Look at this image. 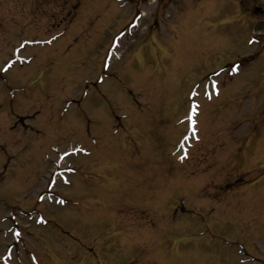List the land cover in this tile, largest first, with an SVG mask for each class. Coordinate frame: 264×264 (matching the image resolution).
I'll list each match as a JSON object with an SVG mask.
<instances>
[{
  "label": "rangeland",
  "instance_id": "rangeland-1",
  "mask_svg": "<svg viewBox=\"0 0 264 264\" xmlns=\"http://www.w3.org/2000/svg\"><path fill=\"white\" fill-rule=\"evenodd\" d=\"M254 5L0 0V264H264Z\"/></svg>",
  "mask_w": 264,
  "mask_h": 264
},
{
  "label": "flooded vegetation",
  "instance_id": "flooded-vegetation-1",
  "mask_svg": "<svg viewBox=\"0 0 264 264\" xmlns=\"http://www.w3.org/2000/svg\"><path fill=\"white\" fill-rule=\"evenodd\" d=\"M252 9H254L255 11H257L258 13H262V14H264V7L263 8H261V6L260 5H254V8H251V11H253ZM250 11V13H252ZM261 15V14H260ZM262 16V15H261Z\"/></svg>",
  "mask_w": 264,
  "mask_h": 264
},
{
  "label": "snow or ice",
  "instance_id": "snow-or-ice-1",
  "mask_svg": "<svg viewBox=\"0 0 264 264\" xmlns=\"http://www.w3.org/2000/svg\"><path fill=\"white\" fill-rule=\"evenodd\" d=\"M150 2H151V0H145V3H146V4H147V3H150ZM143 15H144V13L141 12V13H140V16H143ZM140 16L137 17V20L140 19ZM250 42H252V41H250ZM49 43H50V41H49ZM106 67H107V65H106ZM235 70L238 71V67H236ZM4 71H7V68H5ZM218 94H219V92H218V89H217V95H218ZM193 123H195V121H193Z\"/></svg>",
  "mask_w": 264,
  "mask_h": 264
}]
</instances>
